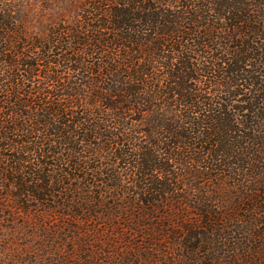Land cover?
Instances as JSON below:
<instances>
[{"label":"trees","instance_id":"16d2710c","mask_svg":"<svg viewBox=\"0 0 264 264\" xmlns=\"http://www.w3.org/2000/svg\"><path fill=\"white\" fill-rule=\"evenodd\" d=\"M76 9L35 33L0 2V224L41 234L25 264H264V0Z\"/></svg>","mask_w":264,"mask_h":264},{"label":"rangeland","instance_id":"374dc122","mask_svg":"<svg viewBox=\"0 0 264 264\" xmlns=\"http://www.w3.org/2000/svg\"><path fill=\"white\" fill-rule=\"evenodd\" d=\"M81 1L82 0H0L3 6H7L11 11L26 15V25L35 33H42L47 26L49 27L52 24L58 23L62 19L70 18V15L77 10L76 8ZM19 225H21L20 220H17L15 226L13 222L7 221H3L0 224L1 236H3L2 232L4 228H9L11 235L10 243L13 249L12 251L9 250L6 256L2 253L3 250H1L2 247L0 245V264H25V262L28 261L25 250L30 244L34 245V258H38L40 254L37 247L38 243L40 244L39 237L41 234L39 232H29L27 227L23 232L20 230ZM14 228H16L15 231ZM1 236V239L4 238ZM6 245L7 244H5V246Z\"/></svg>","mask_w":264,"mask_h":264}]
</instances>
